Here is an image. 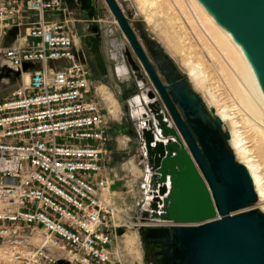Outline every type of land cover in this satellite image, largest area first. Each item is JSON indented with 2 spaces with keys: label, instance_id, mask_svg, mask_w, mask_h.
<instances>
[{
  "label": "built area",
  "instance_id": "2783aa9c",
  "mask_svg": "<svg viewBox=\"0 0 264 264\" xmlns=\"http://www.w3.org/2000/svg\"><path fill=\"white\" fill-rule=\"evenodd\" d=\"M66 13L63 0H0V38L17 28L0 66L19 72L0 100V264H114L115 230L150 225L126 217L100 175L107 119Z\"/></svg>",
  "mask_w": 264,
  "mask_h": 264
},
{
  "label": "water",
  "instance_id": "95a60500",
  "mask_svg": "<svg viewBox=\"0 0 264 264\" xmlns=\"http://www.w3.org/2000/svg\"><path fill=\"white\" fill-rule=\"evenodd\" d=\"M202 1L245 44L264 86V0ZM103 2L129 47L124 56L136 69L131 51L152 87L134 132L148 177L142 194L148 199L132 222L150 224L136 228L140 245L159 250L149 255L142 249V258L151 257L154 264H264V214L251 208L256 203L251 179L235 161L221 121L148 35L130 2ZM16 34L15 26L6 31L10 39ZM34 68L23 63L21 72ZM0 77L15 81L19 72L0 66ZM123 232L115 230L117 236Z\"/></svg>",
  "mask_w": 264,
  "mask_h": 264
},
{
  "label": "bare ground",
  "instance_id": "6f19581e",
  "mask_svg": "<svg viewBox=\"0 0 264 264\" xmlns=\"http://www.w3.org/2000/svg\"><path fill=\"white\" fill-rule=\"evenodd\" d=\"M132 2L136 5L137 14L142 16L148 26L155 24L158 35L180 57L191 88L198 91V96L205 108L211 110L212 114L221 121L222 129L226 128L229 136L227 144L235 161L246 168L256 195V203L263 205L259 211L264 214V171L253 152L254 149L252 150L255 146L264 152V86L245 44L229 27L223 25L218 14L202 0H132ZM163 5H167L166 10ZM181 9L185 10L184 13L179 12ZM181 15L184 16L183 20ZM157 20L159 23L156 22ZM193 39L202 44L200 45L202 50L206 48L207 57L210 59H213L214 55L209 51L208 44L216 50L234 79L235 85L232 90L235 94L231 88L229 90L226 87L228 96H222L219 89L213 86L204 64L190 52ZM223 40L225 43L222 42ZM232 50L237 60L231 58L232 53L229 54V51L233 52ZM236 61L240 64L237 65ZM27 79V74L23 73L21 81L26 83ZM97 91L104 110L108 111L106 108L108 107L112 109V114L117 115V102L108 89L103 86L98 87ZM142 99L146 101L143 96ZM245 128L247 130H242ZM250 132L253 135L251 138H249ZM129 164L132 174L138 173L140 176L141 171L132 160ZM143 172H145L144 178L147 179L146 171ZM147 199L143 197V204L147 202ZM121 238L128 239V252L132 254L134 251V254L139 256L138 247L134 248V243L138 245L136 234L133 232L132 237H129L125 233ZM114 253H117V248Z\"/></svg>",
  "mask_w": 264,
  "mask_h": 264
},
{
  "label": "rangeland",
  "instance_id": "374dc122",
  "mask_svg": "<svg viewBox=\"0 0 264 264\" xmlns=\"http://www.w3.org/2000/svg\"><path fill=\"white\" fill-rule=\"evenodd\" d=\"M128 1L130 2L134 11L137 10L136 5L132 2V0H128ZM63 3L67 11L66 18L71 21V23L74 25V27L77 30H80L81 33H84L86 24L87 25L95 24L100 33V39H101L100 48L108 70V84H104L103 82H96V83L92 82V85L94 87L93 93L94 96H96L97 98H101L99 93L96 91V89L98 87H103V86L106 87L108 91L112 94V97L116 100L118 106L117 115L112 114V109L106 107L110 112L109 113L107 110H104L103 108V113L105 114L107 119V128H108L107 131L109 138L108 141L109 151L107 150V152H105V154L102 156L103 165L105 167L113 168L117 172L119 178H121V184L123 185L125 184V182L131 183L132 182L131 179H133L132 175L128 172V166L126 165L129 159H131L133 163L138 167L139 171H141L139 172L141 177L135 179L131 183L130 187L126 186L124 188L125 190H128L129 193L127 195L124 194L122 199H119V201L117 202L118 204H116L118 209L124 211L126 217L132 219L137 214L138 209L140 208V205L142 203V198L144 197L142 194L143 193L142 185L144 184V179L142 180V176H143L142 170L145 167L143 161L137 159V155L138 153H140L137 138L136 136H133L130 133L133 132V130H135L137 126V119L132 118L130 114L129 100L131 98L129 97L126 102L122 100L121 93L118 90L119 85L116 83L112 75L113 66H116V69L117 67H121L120 66L121 59H119L118 56L121 53V50L125 44V40L122 34L120 33L116 25V22L114 23V20L111 14L109 13L106 5L104 4L103 0H63ZM163 8L164 10H166L167 5H163ZM121 9L123 10V12H125L126 10V8L123 6H121ZM79 10L83 15V18H85L88 22L84 20L81 21L80 19H78L76 14L78 13ZM184 11H182L181 9L179 12L184 13ZM182 15L185 16V14ZM182 15L180 16L181 20H183L184 18V16L182 17ZM59 16L61 17V15ZM137 19L143 23L144 28L146 29L148 35L152 37L154 40H156L160 44L164 52L172 58L174 66L180 72L185 74L186 70L181 63L180 57L176 55L168 47L167 43L162 39V37L158 35V30L155 27V24L148 26L144 22L142 16L139 14H137ZM156 22L159 23V20H157ZM222 42H224V40ZM10 43H11V39L5 33L0 38V46L6 47L10 45ZM191 43H192V49L190 50V52L195 56L197 60H199L200 63L204 64L206 71L208 72L209 77L211 79L210 82L213 84L214 87H217V89H219L220 92L219 91L218 92L221 93L222 96H228L226 87H228L229 90L230 88L232 90L233 89L232 87L235 85L234 79L231 77L232 75H230V70L222 62L216 50H214L209 44H208V47H210L209 51H211L212 55H214L213 59L207 57L206 48L205 49L203 48L204 50L201 49L200 45L202 44H199V42L197 43L195 39L191 40ZM224 43L222 45H224ZM226 45L228 44L226 43ZM230 53H232L231 58L235 60L236 55L234 54V51L233 52L229 51V54ZM110 57H114L115 61H111ZM236 62L237 65L240 64L239 61ZM123 78L124 80H127V76H124ZM17 85H19L18 79L15 81L14 80L9 81L5 78H1L0 100L7 97L9 93L14 88H16ZM194 92H196L199 95L197 90L194 89ZM233 93L235 94L234 91ZM212 113L213 112L211 111V114ZM242 130H247V129L245 128ZM225 131H227L226 128ZM128 134L131 136L129 137ZM249 136H250L249 138L253 136L251 132L249 133ZM255 148L256 147L253 146L252 150L254 149L253 152H255L254 153L255 156L258 157V161L259 163H261V167L264 171V152L258 148L256 149ZM135 201L138 202L137 206H135ZM262 206L263 205H257V203H255L251 208L261 210ZM130 226L131 223H128L126 231L123 232L121 235L116 236L112 241L111 253L113 256L114 264H144L141 259L140 242H139L138 234L136 232V228ZM133 232L136 234L138 239L137 240L138 245L134 243V248L138 247L137 249L139 250V256H136L134 254L135 253L134 251L132 254H130L127 250L129 248L128 239L125 240V238H121L122 235H124L125 233H127L129 237H132ZM115 247L117 248V253H114L116 249ZM117 255L119 256L118 258L116 257Z\"/></svg>",
  "mask_w": 264,
  "mask_h": 264
},
{
  "label": "flooded vegetation",
  "instance_id": "af4514ba",
  "mask_svg": "<svg viewBox=\"0 0 264 264\" xmlns=\"http://www.w3.org/2000/svg\"><path fill=\"white\" fill-rule=\"evenodd\" d=\"M73 30L78 39L79 59L85 66L91 81L93 83L103 82L104 84H108V70H107L106 62L103 58V54L101 52V48H100L101 39L97 26L95 24H88V25L86 24L84 33H81L80 30H77L73 25ZM139 44L144 52V55L146 56L150 65L152 66L153 70L156 72V74H158L156 68L149 60L140 42ZM126 48L129 50V47L125 41L121 53L118 56L119 59H121V65H120L121 67H117L116 69V66H113L112 75L116 83L119 85L118 90L121 93L122 100L126 102L129 97L131 98L129 100L131 117L134 118V116H136L134 119H138L140 117V114L146 112V107H145L146 101L142 99V96L145 98V100H147L146 92L149 89L151 90L152 87L142 67L140 66L134 55L131 53V51H130V56L135 63L136 69L133 68L134 65L132 63L128 62V60L124 56V51ZM110 60L115 61V58L110 57ZM161 64L162 66L166 65L164 62H162ZM124 76H127V80H124L123 78ZM1 78L3 77H0V79ZM160 81L163 83L161 77H160ZM133 112L136 113L134 114ZM134 132L135 130H133V132L130 133L134 135ZM142 249L145 254L147 253L151 255L153 252L159 250L158 246L145 242L142 243V246L140 245L141 259L145 261L146 264H154V262L151 261L152 260L151 257L142 258V254H143Z\"/></svg>",
  "mask_w": 264,
  "mask_h": 264
},
{
  "label": "crops",
  "instance_id": "0c3cea01",
  "mask_svg": "<svg viewBox=\"0 0 264 264\" xmlns=\"http://www.w3.org/2000/svg\"><path fill=\"white\" fill-rule=\"evenodd\" d=\"M65 6V5H64ZM78 19H80L81 21H86L88 22L85 18H83V15L81 14L80 10L78 11V13L76 14ZM59 17V18H58ZM76 17V16H74ZM61 17L58 15V14H51V15H46V19H60ZM67 64L66 61H57V62H53L51 63V66L54 67V68H61L63 66H65ZM97 91V89H96ZM98 92V91H97ZM107 135H108V131H107ZM128 136L130 137L131 135L128 134ZM134 136V135H133ZM108 141H109V138H108ZM108 142L104 145V149H105V152H107L108 150ZM109 151V150H108ZM139 154L137 155V159H139ZM131 159H129L126 163V165L128 166V172L131 173L133 179H131V181L133 182L135 179H137L138 177H141L139 175L135 176L134 174H132V172L130 171L131 168H130V164H129V161ZM100 166H101V171H100V175L103 177V178H106L107 180H110L112 181V185H111V190L112 192L114 193V197H113V200L116 204H118L117 202L119 201V199H122V197L124 196V194H128V190H125L124 188L127 186V187H130L131 186V183H127L125 182V184H121V178H119V176L117 175V172L113 169V168H110V167H105L103 165V157L101 159V162H100ZM143 172V170H142ZM143 175H144V172H143ZM143 177V176H142ZM145 179V178H144ZM116 186V187H115ZM115 187V188H113ZM143 199V198H142ZM137 201H135L136 203Z\"/></svg>",
  "mask_w": 264,
  "mask_h": 264
}]
</instances>
